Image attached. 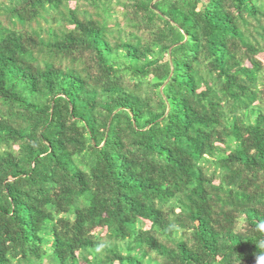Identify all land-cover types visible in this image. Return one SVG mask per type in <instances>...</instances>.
I'll return each mask as SVG.
<instances>
[{
    "label": "trees",
    "instance_id": "16d2710c",
    "mask_svg": "<svg viewBox=\"0 0 264 264\" xmlns=\"http://www.w3.org/2000/svg\"><path fill=\"white\" fill-rule=\"evenodd\" d=\"M261 258L264 0H0V264Z\"/></svg>",
    "mask_w": 264,
    "mask_h": 264
},
{
    "label": "clouds",
    "instance_id": "9594fccd",
    "mask_svg": "<svg viewBox=\"0 0 264 264\" xmlns=\"http://www.w3.org/2000/svg\"><path fill=\"white\" fill-rule=\"evenodd\" d=\"M261 264H264V258H261Z\"/></svg>",
    "mask_w": 264,
    "mask_h": 264
},
{
    "label": "bare ground",
    "instance_id": "6f19581e",
    "mask_svg": "<svg viewBox=\"0 0 264 264\" xmlns=\"http://www.w3.org/2000/svg\"><path fill=\"white\" fill-rule=\"evenodd\" d=\"M119 240V239H118Z\"/></svg>",
    "mask_w": 264,
    "mask_h": 264
}]
</instances>
